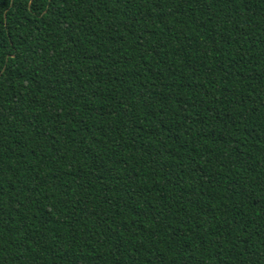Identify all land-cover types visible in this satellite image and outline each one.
<instances>
[{
  "label": "trees",
  "instance_id": "trees-1",
  "mask_svg": "<svg viewBox=\"0 0 264 264\" xmlns=\"http://www.w3.org/2000/svg\"><path fill=\"white\" fill-rule=\"evenodd\" d=\"M0 264H264V0H0Z\"/></svg>",
  "mask_w": 264,
  "mask_h": 264
}]
</instances>
